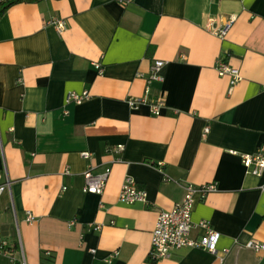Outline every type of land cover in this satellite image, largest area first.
I'll return each instance as SVG.
<instances>
[{
  "label": "crops",
  "instance_id": "1",
  "mask_svg": "<svg viewBox=\"0 0 264 264\" xmlns=\"http://www.w3.org/2000/svg\"><path fill=\"white\" fill-rule=\"evenodd\" d=\"M55 20L65 21L62 34ZM230 20L225 38L213 33ZM157 60L164 81L147 95ZM220 61L242 77L232 91ZM85 91L89 100L66 104ZM261 147L264 0H9L1 14L0 175L11 191L0 228L15 253H0V264H21L22 251L26 264H264V253L245 248L264 243V175L248 174L241 159ZM91 167H111L102 196L85 192ZM127 177L146 203L120 202ZM213 182L217 192L196 197L192 220L220 234L217 255L183 248L152 262L158 213L186 186Z\"/></svg>",
  "mask_w": 264,
  "mask_h": 264
},
{
  "label": "built area",
  "instance_id": "2",
  "mask_svg": "<svg viewBox=\"0 0 264 264\" xmlns=\"http://www.w3.org/2000/svg\"><path fill=\"white\" fill-rule=\"evenodd\" d=\"M115 2L126 5L131 0H114ZM9 4V0H0V16ZM212 22V21H211ZM214 23V21H213ZM51 24L62 34L66 30V23L62 20H55ZM233 25V20L228 21L221 29L213 28V33L219 38H225ZM166 63L161 60L154 61L150 68V73L146 80V94L149 95L151 87L156 82L164 81V69ZM99 72H101L100 65L97 66ZM217 72L220 77H230V91L242 80V77L238 70L231 67L226 61H220L217 66ZM90 99V95L87 91L82 94L75 92L69 93L67 96L66 104L81 105L85 101ZM140 101H130L131 106H135ZM165 107L164 100L160 98L157 104L152 105V111L155 115H160L161 110ZM124 150V146H118L114 152L121 153ZM233 155L238 153L231 152ZM81 156L90 160L92 155L89 152L82 153ZM242 164L248 174L256 177L264 175V147L258 149L254 154L241 155ZM116 161H121L117 159ZM154 166L162 170L163 163H155ZM111 175V167L105 168L101 174H95L91 167L85 174V192L102 196L109 177ZM0 175V199L5 193L11 191V181L6 178L5 182L1 181ZM166 181H169L168 177H165ZM63 190H66L65 188ZM218 190L217 183H206L200 186L188 185L185 187L184 199L176 203L172 209L163 210L158 213L157 222L155 228L151 234V253L150 260L152 262H159L162 260L170 259L174 251L183 248H194L206 251L213 255H217V246L220 239V234L216 232L206 221L194 223L192 220V213L196 202V197L199 196L201 200L205 199L209 194L215 193ZM119 200L125 204L146 203L147 192L144 189L138 187L136 181L127 177L123 183ZM34 218L31 213H28V222H33ZM72 225V223H71ZM99 230V227H97ZM195 229L201 230L199 238L194 239L192 232ZM245 248L255 251L257 253H264V243H260L256 240L250 241ZM93 253L95 251H92ZM0 253L9 256L14 260L15 249L8 240L3 237L0 228ZM225 254L228 250L224 251ZM21 264H26L23 251H22Z\"/></svg>",
  "mask_w": 264,
  "mask_h": 264
}]
</instances>
